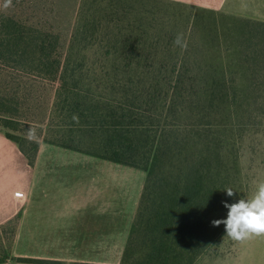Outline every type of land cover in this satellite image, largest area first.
<instances>
[{"label": "trees", "instance_id": "obj_1", "mask_svg": "<svg viewBox=\"0 0 264 264\" xmlns=\"http://www.w3.org/2000/svg\"><path fill=\"white\" fill-rule=\"evenodd\" d=\"M201 10L194 22L206 13L212 27L186 49L205 54L143 57L142 38H128L105 43L124 49L117 58L92 59L84 50L104 43L79 35L98 33L97 19L64 42L59 27L20 21L0 3V131L30 166L44 141L147 174L121 264H195L225 232L211 224L227 217L223 202L240 199L224 190L240 169L236 122L264 117V22ZM24 124L39 131L34 141L12 133ZM10 248L0 263H44Z\"/></svg>", "mask_w": 264, "mask_h": 264}, {"label": "crops", "instance_id": "obj_2", "mask_svg": "<svg viewBox=\"0 0 264 264\" xmlns=\"http://www.w3.org/2000/svg\"><path fill=\"white\" fill-rule=\"evenodd\" d=\"M172 1L264 22L246 0L240 11L228 0ZM146 178L142 169L44 141L30 166L0 131V235L13 224L11 256L39 264H121Z\"/></svg>", "mask_w": 264, "mask_h": 264}, {"label": "rangeland", "instance_id": "obj_3", "mask_svg": "<svg viewBox=\"0 0 264 264\" xmlns=\"http://www.w3.org/2000/svg\"><path fill=\"white\" fill-rule=\"evenodd\" d=\"M0 3L5 13L15 15L20 21L59 27L64 42H69L78 25L97 19L100 23L98 33L79 35V40L91 37L104 43L103 46L84 50L90 58H117L124 49L105 43L128 38H142L144 44L138 53L143 57L205 54L202 47L198 51L186 47L190 43L195 45L193 37L196 33L197 40L200 41L202 35L207 36L208 29L212 27V20L206 13L201 12L198 22H194L193 12L202 11L201 9L172 0H0ZM228 4L230 10L240 11L242 0H228ZM247 6L258 8L264 14V0H246L245 7ZM178 37L181 39L180 44L176 43ZM148 42H153L154 46H148ZM157 44L160 46H156ZM154 115L156 114L151 113L147 116L154 118ZM63 130L67 133L68 128ZM236 130L240 169L234 167L230 170L228 184L235 191L234 196L241 199V195H244L245 199H251L259 184L264 182V117L237 121ZM12 133L28 136L29 140L34 141L39 131L24 124L21 131ZM153 207L154 203L147 200L143 212L149 213ZM149 222L150 220L144 223V232L148 231ZM12 228L13 224L4 228L5 236L0 235V260H5L4 252L13 237ZM144 232L141 235L144 236ZM141 235L138 237L140 241ZM195 264H264V235L234 240L224 232Z\"/></svg>", "mask_w": 264, "mask_h": 264}, {"label": "clouds", "instance_id": "obj_4", "mask_svg": "<svg viewBox=\"0 0 264 264\" xmlns=\"http://www.w3.org/2000/svg\"><path fill=\"white\" fill-rule=\"evenodd\" d=\"M180 37L176 43L180 44ZM226 191L229 197L234 195L231 188ZM228 209L225 219H214L212 226H225L226 236L234 240H244L253 235H264V182L260 183L255 195L251 199H239L235 203L223 202Z\"/></svg>", "mask_w": 264, "mask_h": 264}]
</instances>
